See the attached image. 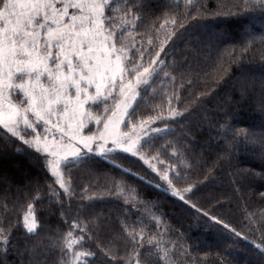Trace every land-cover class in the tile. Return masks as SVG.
<instances>
[{
    "label": "trees",
    "instance_id": "trees-1",
    "mask_svg": "<svg viewBox=\"0 0 264 264\" xmlns=\"http://www.w3.org/2000/svg\"><path fill=\"white\" fill-rule=\"evenodd\" d=\"M130 4L136 19L124 15ZM111 14L122 40L150 53L143 67L159 53L131 124L161 131L143 138L136 156L72 163L64 183L49 160L0 132V264H72L74 252L92 253L83 264H264V6L111 0ZM189 188L187 203L171 194ZM30 208L34 233L24 227Z\"/></svg>",
    "mask_w": 264,
    "mask_h": 264
},
{
    "label": "snow or ice",
    "instance_id": "snow-or-ice-1",
    "mask_svg": "<svg viewBox=\"0 0 264 264\" xmlns=\"http://www.w3.org/2000/svg\"><path fill=\"white\" fill-rule=\"evenodd\" d=\"M258 2L264 6V0ZM124 15L136 19L131 4ZM116 19L111 14V0H0V132L6 130L5 134L34 149L42 162L51 159L56 167L62 163L68 168L97 156L106 160L109 153L117 151L136 156L133 147L142 137L135 133V126L132 133H121L119 127L131 125L136 115L134 102L140 96L137 89L149 84L159 53L157 59L147 61L150 67H143L144 57L150 53L135 45L126 46L118 34ZM171 23L175 25L176 21ZM137 60L141 63L136 64ZM133 64L135 68L129 67ZM129 73L133 74L131 78ZM93 106L99 115L93 113ZM85 118L97 126L96 132L76 139V133L86 127ZM144 123L148 122H141L145 138L161 131L144 129ZM25 135L33 138L25 139ZM44 167L47 171L48 165ZM159 178L171 185L167 175ZM191 191L173 190L171 194L184 201V195ZM189 206L232 236L240 235L196 205ZM24 219L26 231L34 233L35 220L28 223V217ZM84 235L87 233L75 243H81ZM129 235L137 246H142L134 234ZM71 237L68 233L62 249L65 255L73 247ZM91 255L74 252L72 264H83Z\"/></svg>",
    "mask_w": 264,
    "mask_h": 264
},
{
    "label": "rangeland",
    "instance_id": "rangeland-1",
    "mask_svg": "<svg viewBox=\"0 0 264 264\" xmlns=\"http://www.w3.org/2000/svg\"><path fill=\"white\" fill-rule=\"evenodd\" d=\"M249 30H250V26H246L245 27V31L246 32H249ZM129 35H130V33H129ZM123 42H124V44L126 45V46H131L132 45V42H130V40L129 39H125V40H123ZM139 63H141V61H139V62H137L136 61V64H139ZM136 64H133V65H130L129 67H132V68H135L136 67ZM140 72H142L143 71V69H138ZM132 73H129V77L131 78L132 77ZM150 78V77H149ZM148 78V79H149ZM134 82V81H133ZM137 91H138V89H137ZM92 111H93V113L95 114V115H99L100 113H99V111H97V109L95 108V106H93V109H92ZM148 123H144L143 124V128L144 129H148L149 127H151V128H155V127H153L152 126V122L150 121H147ZM84 123H85V125H86V127L85 128H83V130L81 131V132H79V133H76V136H75V138L76 139H79L81 136H87V135H92L93 133H95L96 132V128H97V126L94 124V123H90L89 122V120L87 119V118H85V121H84ZM132 126H135V133L136 134H139L141 137H142V139L143 138H145L144 137V133H143V131L141 130V123H139V124H134V123H132L129 127H124L123 125H121L120 127H119V131L121 132V133H132V131H133V129H132ZM89 129H91V131H89ZM37 131H40V129H37ZM22 134H23V132H22ZM71 134V133H70ZM25 137L27 138V139H32L33 137H31V136H28V135H25ZM141 139V140H142ZM140 140V141H141ZM140 141H139V143H140ZM138 143V144H139ZM138 144L137 145H135L134 147H133V152L135 151V149H136V147L138 146ZM108 156V155H107ZM259 158V160L261 159V157H258ZM49 170L51 171V173H58V175H56V178H58L59 179V181L60 182H62V183H64L63 181H65L66 180V173H67V169L65 168V166L61 163L60 164V166L59 167H56V166H54V162L51 160V159H49ZM25 217H28V223H30L33 219L35 220V218H34V215H33V213L32 212H28L27 214H26V216ZM35 222H36V220H35ZM37 224V223H36Z\"/></svg>",
    "mask_w": 264,
    "mask_h": 264
}]
</instances>
